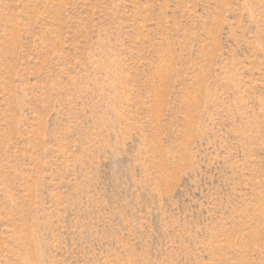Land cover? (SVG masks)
Returning a JSON list of instances; mask_svg holds the SVG:
<instances>
[{
  "label": "rangeland",
  "instance_id": "1",
  "mask_svg": "<svg viewBox=\"0 0 264 264\" xmlns=\"http://www.w3.org/2000/svg\"><path fill=\"white\" fill-rule=\"evenodd\" d=\"M0 264H264V0H0Z\"/></svg>",
  "mask_w": 264,
  "mask_h": 264
}]
</instances>
